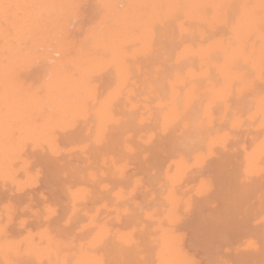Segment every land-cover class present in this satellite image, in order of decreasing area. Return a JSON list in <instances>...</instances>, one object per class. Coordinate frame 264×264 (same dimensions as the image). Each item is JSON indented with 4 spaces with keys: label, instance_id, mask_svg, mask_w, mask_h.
Listing matches in <instances>:
<instances>
[{
    "label": "bare ground",
    "instance_id": "bare-ground-1",
    "mask_svg": "<svg viewBox=\"0 0 264 264\" xmlns=\"http://www.w3.org/2000/svg\"><path fill=\"white\" fill-rule=\"evenodd\" d=\"M88 4L0 0V264H264V0Z\"/></svg>",
    "mask_w": 264,
    "mask_h": 264
},
{
    "label": "rangeland",
    "instance_id": "rangeland-1",
    "mask_svg": "<svg viewBox=\"0 0 264 264\" xmlns=\"http://www.w3.org/2000/svg\"><path fill=\"white\" fill-rule=\"evenodd\" d=\"M83 1H84V0H80V6H81V9H80V10H81L82 12L85 11V10L87 9V7H88V9L90 8V5H89L88 3H89L90 1H93V0H85L84 2H83ZM95 1H96V0H95ZM19 2H20V1H19ZM87 2H88V3H87ZM82 7H83L84 9H83ZM77 16H78V18H74L76 23H78L77 20L79 21V20H80V17H81L80 15H77ZM74 19H73V21H72L73 24H74ZM76 23H75V24H76ZM75 24H74V25H75ZM73 27H74V26H73ZM71 28H72V26H71ZM36 63H37V62H36ZM38 63H39V62H38ZM38 63H37V64H38ZM50 63H52V62H50ZM37 64H36V65H37ZM34 65H35V64H34ZM34 65H33V67H34ZM36 65H35V68L37 69V67H39V66L36 67ZM48 108H49V107H48ZM48 108H45V109L48 110ZM49 110H50V109H49Z\"/></svg>",
    "mask_w": 264,
    "mask_h": 264
}]
</instances>
